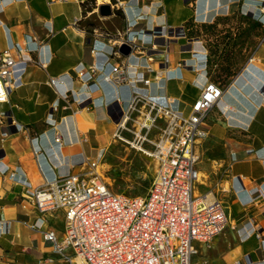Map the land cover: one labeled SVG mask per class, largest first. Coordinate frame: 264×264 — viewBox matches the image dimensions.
Returning <instances> with one entry per match:
<instances>
[{
	"label": "crops",
	"instance_id": "obj_1",
	"mask_svg": "<svg viewBox=\"0 0 264 264\" xmlns=\"http://www.w3.org/2000/svg\"><path fill=\"white\" fill-rule=\"evenodd\" d=\"M114 1L0 0V52L18 43L32 58L23 85L0 103V264H67L43 238L48 229L62 237L63 213H39L25 192L99 160L116 141L132 87L187 114L209 81L223 93L201 125L193 190L220 200L227 223L209 244L195 242L192 263L264 264V0H122V9L101 16L98 7ZM89 18L104 30L86 29ZM127 29L155 47L152 61L111 53ZM123 60L132 82H105ZM161 63L157 80L147 66ZM91 65L93 76L77 78ZM50 77H59L55 87Z\"/></svg>",
	"mask_w": 264,
	"mask_h": 264
},
{
	"label": "built area",
	"instance_id": "obj_2",
	"mask_svg": "<svg viewBox=\"0 0 264 264\" xmlns=\"http://www.w3.org/2000/svg\"><path fill=\"white\" fill-rule=\"evenodd\" d=\"M123 3L115 0L110 6L122 9ZM128 32L127 29L123 37L115 41L116 47L126 43L130 54H144L152 61L155 47L147 49L145 39L129 37ZM262 40L263 36L258 43ZM254 52L248 56V63L254 60ZM111 53L121 56L116 49ZM31 61L26 49L18 43L0 52V103L7 102L9 93L23 85V75ZM130 67L128 60L118 61L102 79L116 86L129 85L132 82ZM147 68L157 80L166 72L164 63L155 69L150 65ZM95 72L91 65L79 70L76 76L83 79ZM59 81V77H50L47 84L55 87ZM150 82V77L142 79L143 86ZM222 93L218 82H207L189 112L183 114L171 107L169 98L150 95L144 87L131 88V97L117 120L114 137L134 149L140 148L153 159L154 175L145 196L111 191L98 168L99 160H87L85 168L25 192V197L39 213H63L61 238L52 229L43 231L44 240L62 262L194 264L195 242L209 244L227 223L220 200L207 194L195 195L193 190L200 177L197 145L204 135L201 125ZM52 108L55 109V105ZM122 131L131 133L132 140L123 137ZM68 248L72 254L65 253ZM30 264H46V259Z\"/></svg>",
	"mask_w": 264,
	"mask_h": 264
},
{
	"label": "rangeland",
	"instance_id": "obj_3",
	"mask_svg": "<svg viewBox=\"0 0 264 264\" xmlns=\"http://www.w3.org/2000/svg\"><path fill=\"white\" fill-rule=\"evenodd\" d=\"M86 29L93 27L104 30L102 24L95 19H87L84 22ZM127 140H132L133 135H122ZM112 141L105 153L99 159L98 168L102 172L110 190L129 196H145L154 175L153 159L140 150L129 146L126 142ZM149 147L146 148V150ZM200 190L202 187L197 185ZM72 254L71 249L68 250Z\"/></svg>",
	"mask_w": 264,
	"mask_h": 264
},
{
	"label": "water",
	"instance_id": "obj_4",
	"mask_svg": "<svg viewBox=\"0 0 264 264\" xmlns=\"http://www.w3.org/2000/svg\"><path fill=\"white\" fill-rule=\"evenodd\" d=\"M98 12L101 16H108L112 13L110 4H101L98 7ZM130 46L126 43H122L118 46V52L122 55L127 56L130 53Z\"/></svg>",
	"mask_w": 264,
	"mask_h": 264
},
{
	"label": "bare ground",
	"instance_id": "obj_5",
	"mask_svg": "<svg viewBox=\"0 0 264 264\" xmlns=\"http://www.w3.org/2000/svg\"><path fill=\"white\" fill-rule=\"evenodd\" d=\"M136 150H141L140 148H136Z\"/></svg>",
	"mask_w": 264,
	"mask_h": 264
}]
</instances>
